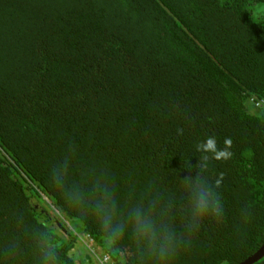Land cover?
<instances>
[{
	"label": "trees",
	"instance_id": "1",
	"mask_svg": "<svg viewBox=\"0 0 264 264\" xmlns=\"http://www.w3.org/2000/svg\"><path fill=\"white\" fill-rule=\"evenodd\" d=\"M253 100L264 0H0V264H81L86 238L115 264L244 262L264 245Z\"/></svg>",
	"mask_w": 264,
	"mask_h": 264
},
{
	"label": "clouds",
	"instance_id": "2",
	"mask_svg": "<svg viewBox=\"0 0 264 264\" xmlns=\"http://www.w3.org/2000/svg\"><path fill=\"white\" fill-rule=\"evenodd\" d=\"M225 144L230 145L231 141L226 140ZM201 147L205 152L212 153L213 157L217 160H219L221 158H227L231 155V153L227 151V148H225L223 150L218 149L216 139H215V137H212V136L208 137L206 139V141L202 142ZM203 206L204 207L207 206L206 202H204ZM216 211L220 212L221 211L220 207H217ZM109 221H110L109 217L104 218V222H105L106 226L109 225ZM111 234L113 236H115L117 234V230H115V229L111 230ZM87 241H89L90 243H93L92 240L89 238L84 239L85 244ZM45 257H46V264H56V253H55L54 249L48 248L46 253H45Z\"/></svg>",
	"mask_w": 264,
	"mask_h": 264
},
{
	"label": "rangeland",
	"instance_id": "3",
	"mask_svg": "<svg viewBox=\"0 0 264 264\" xmlns=\"http://www.w3.org/2000/svg\"><path fill=\"white\" fill-rule=\"evenodd\" d=\"M96 247L93 243H90L89 241L83 244H81V247L78 248L79 258L81 264H101L99 258H94V260L88 256L89 254L93 255L91 252L96 253L95 251ZM86 253L88 255H86ZM97 256V255H96ZM82 259V260H81Z\"/></svg>",
	"mask_w": 264,
	"mask_h": 264
},
{
	"label": "built area",
	"instance_id": "4",
	"mask_svg": "<svg viewBox=\"0 0 264 264\" xmlns=\"http://www.w3.org/2000/svg\"><path fill=\"white\" fill-rule=\"evenodd\" d=\"M253 105L257 109L264 108V100H253ZM99 260L101 264H115L111 262L109 256H107L106 254H104L102 257H99Z\"/></svg>",
	"mask_w": 264,
	"mask_h": 264
},
{
	"label": "water",
	"instance_id": "5",
	"mask_svg": "<svg viewBox=\"0 0 264 264\" xmlns=\"http://www.w3.org/2000/svg\"><path fill=\"white\" fill-rule=\"evenodd\" d=\"M264 252V245L262 246V248L255 253L253 256H251L250 258L246 259L244 262L240 263V264H249L251 262H253L254 260H256L262 253Z\"/></svg>",
	"mask_w": 264,
	"mask_h": 264
}]
</instances>
